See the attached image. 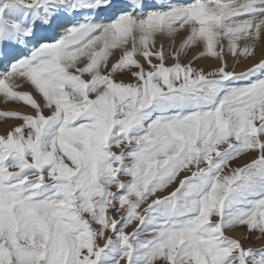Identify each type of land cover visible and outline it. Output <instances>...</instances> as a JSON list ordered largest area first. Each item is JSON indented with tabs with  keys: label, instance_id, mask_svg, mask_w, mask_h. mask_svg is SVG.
Listing matches in <instances>:
<instances>
[{
	"label": "rangeland",
	"instance_id": "1",
	"mask_svg": "<svg viewBox=\"0 0 264 264\" xmlns=\"http://www.w3.org/2000/svg\"><path fill=\"white\" fill-rule=\"evenodd\" d=\"M0 90V264H264V0H0Z\"/></svg>",
	"mask_w": 264,
	"mask_h": 264
},
{
	"label": "bare ground",
	"instance_id": "2",
	"mask_svg": "<svg viewBox=\"0 0 264 264\" xmlns=\"http://www.w3.org/2000/svg\"><path fill=\"white\" fill-rule=\"evenodd\" d=\"M63 55H64V54H63ZM68 55H69V54H68ZM88 56H89V55H88ZM61 59H63L64 61H63V60H62V61L64 62V64L66 63L68 66H71L72 64L74 65V64L77 63V62H76V63L70 62L71 64H69V61H70V60L68 61L67 58L64 59V57H63V58H61ZM63 62H62V63H63ZM106 63H107V62H106ZM64 64H63V65H64ZM73 65H72V66H73ZM72 66H71V68H74V66H73V67H72ZM69 70H70V69H69ZM71 70H72V69H71ZM98 70H99V69H98ZM84 71H85V70H84ZM84 75H86V74H84ZM86 77H87V76H86ZM14 80H15V79H14ZM17 85H18V84H17ZM30 86H31V85H30ZM4 87H6V86H4ZM11 87H13V86H11ZM32 87H33V86H32ZM29 88H31V87H29ZM33 88H35V87H33ZM33 88H32V89H33ZM1 89H2V88H1ZM35 89H36V88H35ZM6 90H7V89H6ZM0 91H2V90H0ZM33 91H34V90H33ZM35 91H37V90H35ZM35 91H34V92H35ZM39 92H40V91H39ZM29 93H30V92H29ZM36 94H38V93L35 92L34 95H36ZM57 94H58V93H57ZM29 96H30V95H29ZM36 97H37V96H36ZM41 97H42V96H41ZM55 97H56V96H55ZM27 98H28V97H27ZM30 98H32V97L30 96ZM30 98H29V99H30ZM29 99H28V100H29ZM37 100H38V98H37ZM42 100H43V99H42ZM42 100L39 99V103H40V105H41V103H42ZM31 101H32V100H31ZM40 101H41V102H40ZM36 102H37V101H36ZM3 103H4V102H3ZM9 103H10V102H9ZM18 103H19V102H18ZM1 105H2V104H1ZM23 106H24V105L21 106L20 104H19V105L15 104L14 107L16 108V110L21 111L22 109H25V107H26V106H25V107H23ZM41 106H42V105H41ZM28 107H29V106H28ZM29 112H30V111H29ZM30 113H31V112H30ZM4 122H5V121H4Z\"/></svg>",
	"mask_w": 264,
	"mask_h": 264
}]
</instances>
